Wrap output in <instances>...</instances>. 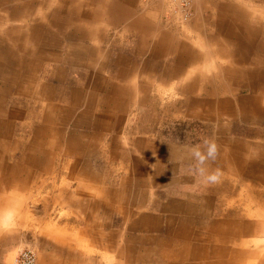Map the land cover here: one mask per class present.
Instances as JSON below:
<instances>
[{"label": "crops", "instance_id": "1", "mask_svg": "<svg viewBox=\"0 0 264 264\" xmlns=\"http://www.w3.org/2000/svg\"><path fill=\"white\" fill-rule=\"evenodd\" d=\"M55 2L42 1L40 10L34 8V0H0V111L5 108V89L18 97L24 84L37 83L27 91L31 103L24 106L35 107L39 114L18 113L13 118L39 123L34 128L36 149L44 150L49 143L52 156H77L79 219L112 221L102 245L106 262L99 260L100 264H203L201 245L208 222L215 219L211 227L218 238V227L225 231L217 222L221 204L242 186L243 177L251 181L249 174H242V150L215 138L219 156L207 167L219 169L221 175L217 183H206L193 170L186 150L203 140L181 143L171 132L152 131L147 111L156 108V94L164 89L198 97L212 92V105L202 97L195 106L218 109L226 107L229 93L249 89L255 94L241 107L253 109L248 123L262 125L264 17L252 13L264 12V3L195 0L192 18L182 26L168 0H82L80 5L77 0H58L54 6ZM65 30H70L67 38L62 37ZM51 60L58 63L53 71ZM188 76H200L201 81ZM175 83L180 88L172 89ZM135 109L138 131H130ZM207 116L197 118L201 123H227L225 115ZM99 154L119 163L133 155L137 166L115 183L113 169L93 164ZM254 157L262 166L264 156ZM38 165L47 171L46 163ZM8 171L15 180L20 165ZM6 183L7 179L0 182ZM229 221L240 236L248 234L249 224ZM214 253L225 261L224 253L217 248Z\"/></svg>", "mask_w": 264, "mask_h": 264}, {"label": "rangeland", "instance_id": "2", "mask_svg": "<svg viewBox=\"0 0 264 264\" xmlns=\"http://www.w3.org/2000/svg\"><path fill=\"white\" fill-rule=\"evenodd\" d=\"M34 1V8H40V10L42 1L51 5L53 1H56L54 6L58 2V0ZM81 1L77 0V4L80 5ZM241 1L243 6L264 3V0ZM54 6L51 10L56 9ZM171 9H173L172 5ZM252 14L264 17V12ZM175 15H179L181 25L185 26L191 20L193 12L191 10V17L188 21H182L180 13H175ZM68 32L70 30H65L66 35L62 37H69ZM73 46L77 45L66 44L67 48ZM57 67L58 63L51 60L50 71ZM41 78L43 81L48 80L46 76ZM80 78L81 76L77 73V79ZM188 78L201 81L200 76H188ZM35 79H37V73ZM183 79L186 80V77L181 78ZM32 84H24L23 93L18 97L9 95V90L5 89L3 92L6 105L4 104L5 108L0 111V121L4 124L0 126V166L3 165L6 168L0 169V182L7 179L9 183L0 184V203H2L0 205V264H14L18 251L27 246L36 251L38 264H48L49 261H62V264H93L91 260H95L92 262L98 264L101 261L105 263L106 256L102 251V245L106 242V231L111 230L107 228L110 226L109 222L112 221L98 217L93 221L79 219V207L77 206L81 200L79 198L81 188L79 180L77 181V156L62 154L52 156L49 154V151H52L49 143L44 150H41L42 147L36 149L34 128L40 127L39 123H35V120L30 122V118L23 121V118L19 120L20 117L18 120L13 118L18 113L35 116L39 114L35 107L27 108L31 103L27 95L38 86L36 82L34 86ZM177 84H173L172 89L174 85L180 88L179 83ZM254 94L249 89L229 93L226 96V107L218 109L212 106H195L202 102L204 95L202 92L198 97L197 93L192 96L190 92L164 89L156 94L159 96L154 105L156 108L147 111V118L152 121L150 124L152 131L166 134L171 132L173 137L181 143H195L214 136L223 139H220L221 142L226 140V146L236 144V147L242 150V174H249L251 181L247 182L246 177H243L242 186L235 188L234 194L226 198V203L221 204L220 215H222L219 217L220 221L217 222L220 226L224 224L225 231L223 232L222 228L218 227V238L211 227L215 219L207 221L209 229L206 234H203L204 241L201 245L203 248L201 257L205 260L203 264H264V160L260 158L263 160L261 166L256 164L257 157L253 158L255 153L258 156H264V123L262 125L248 123V120L253 117L251 116L253 109L241 107L247 99L251 100ZM212 96V92L209 97L205 93L203 98L209 99V104L212 105L214 103ZM191 104L194 105L191 106ZM132 111L130 116L133 123L130 124L128 130L138 131V110ZM219 114L225 115L226 124L201 123L202 119L197 118L207 115L217 118ZM219 132L223 133V136H219ZM132 143L133 141H130L131 153L134 152ZM42 151L45 154H42ZM58 151V149L53 150V152ZM133 158L136 156L131 155L128 159L130 161L119 163L115 161V157L99 154L93 159V164L105 166L108 170L113 169L117 176L114 178L111 176V178L116 183L117 179L122 178L124 172L127 173V170L133 172L136 168L137 163L131 160ZM38 163H46L47 171L43 172ZM17 165H20V172L16 173L17 177L13 180L8 170L11 171L12 167ZM247 170L249 173H245ZM130 172L123 176H130L132 174ZM249 182L252 185L246 186ZM95 190L98 189L95 188ZM86 192L90 193L89 190ZM229 219H236V222H242L243 225L249 224L248 234L240 236L237 228L229 224ZM215 248L218 252L224 253V262L220 258L221 254L214 253Z\"/></svg>", "mask_w": 264, "mask_h": 264}, {"label": "clouds", "instance_id": "3", "mask_svg": "<svg viewBox=\"0 0 264 264\" xmlns=\"http://www.w3.org/2000/svg\"><path fill=\"white\" fill-rule=\"evenodd\" d=\"M187 153L192 160L193 170L201 177L204 182L215 184L220 179V170L209 171L208 164L216 161L219 156V145L215 137L205 138L202 144L187 147Z\"/></svg>", "mask_w": 264, "mask_h": 264}, {"label": "built area", "instance_id": "4", "mask_svg": "<svg viewBox=\"0 0 264 264\" xmlns=\"http://www.w3.org/2000/svg\"><path fill=\"white\" fill-rule=\"evenodd\" d=\"M174 13H180L182 21H188L195 0H168ZM14 264H38V256L31 247L21 248L16 256Z\"/></svg>", "mask_w": 264, "mask_h": 264}, {"label": "bare ground", "instance_id": "5", "mask_svg": "<svg viewBox=\"0 0 264 264\" xmlns=\"http://www.w3.org/2000/svg\"><path fill=\"white\" fill-rule=\"evenodd\" d=\"M244 235V234H243Z\"/></svg>", "mask_w": 264, "mask_h": 264}]
</instances>
